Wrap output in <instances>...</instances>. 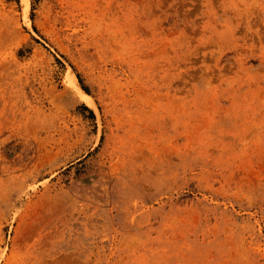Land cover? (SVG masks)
Wrapping results in <instances>:
<instances>
[{
	"label": "rangeland",
	"instance_id": "1",
	"mask_svg": "<svg viewBox=\"0 0 264 264\" xmlns=\"http://www.w3.org/2000/svg\"><path fill=\"white\" fill-rule=\"evenodd\" d=\"M27 1L0 0V264H264V0Z\"/></svg>",
	"mask_w": 264,
	"mask_h": 264
},
{
	"label": "bare ground",
	"instance_id": "2",
	"mask_svg": "<svg viewBox=\"0 0 264 264\" xmlns=\"http://www.w3.org/2000/svg\"><path fill=\"white\" fill-rule=\"evenodd\" d=\"M22 1H23V5H24V11H23L24 14L23 15H24V18H25L26 15H27V10L29 9L28 8V1L27 0H22ZM71 81H72V84H73L76 92L78 93V95L81 97V99H84L82 91H81V89H80V87H79V85L77 83V80H76L74 75H71Z\"/></svg>",
	"mask_w": 264,
	"mask_h": 264
}]
</instances>
